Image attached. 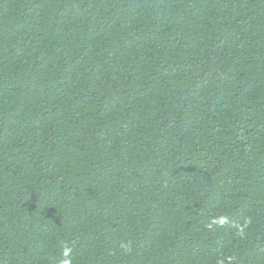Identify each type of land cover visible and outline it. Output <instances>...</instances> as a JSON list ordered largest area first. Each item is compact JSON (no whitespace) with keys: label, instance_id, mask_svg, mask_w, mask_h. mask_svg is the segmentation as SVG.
Listing matches in <instances>:
<instances>
[{"label":"trees","instance_id":"1","mask_svg":"<svg viewBox=\"0 0 264 264\" xmlns=\"http://www.w3.org/2000/svg\"><path fill=\"white\" fill-rule=\"evenodd\" d=\"M233 254L264 264V0H0V264Z\"/></svg>","mask_w":264,"mask_h":264},{"label":"clouds","instance_id":"2","mask_svg":"<svg viewBox=\"0 0 264 264\" xmlns=\"http://www.w3.org/2000/svg\"><path fill=\"white\" fill-rule=\"evenodd\" d=\"M229 222V218L225 215H214L209 217L208 221L206 222V228L212 229L214 226H222ZM251 223L250 217H245L242 222H236L232 225L233 229L235 230V234L241 237H246L248 232L246 231L248 225ZM119 250L123 253H130L131 252V243L128 242H121L119 245ZM235 260V255L226 256L217 261V264H232V261Z\"/></svg>","mask_w":264,"mask_h":264}]
</instances>
